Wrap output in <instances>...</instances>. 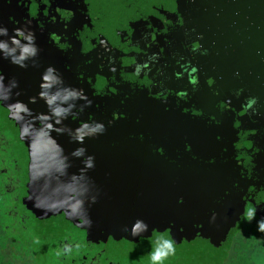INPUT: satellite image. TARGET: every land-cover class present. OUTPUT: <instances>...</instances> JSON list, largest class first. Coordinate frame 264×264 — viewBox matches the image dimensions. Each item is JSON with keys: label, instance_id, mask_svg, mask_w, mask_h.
Instances as JSON below:
<instances>
[{"label": "flooded vegetation", "instance_id": "1", "mask_svg": "<svg viewBox=\"0 0 264 264\" xmlns=\"http://www.w3.org/2000/svg\"><path fill=\"white\" fill-rule=\"evenodd\" d=\"M193 8L194 0H0V69L13 61L31 93L11 121L53 135L61 169L42 182L59 181L58 195L230 240L264 218V96L230 73Z\"/></svg>", "mask_w": 264, "mask_h": 264}, {"label": "rangeland", "instance_id": "2", "mask_svg": "<svg viewBox=\"0 0 264 264\" xmlns=\"http://www.w3.org/2000/svg\"><path fill=\"white\" fill-rule=\"evenodd\" d=\"M12 62L0 69V264H264L258 222L221 240L174 218L151 220L97 197L75 206L58 195L59 181L42 182L61 169L51 131L42 139L11 121L31 101ZM82 191L90 193L88 185Z\"/></svg>", "mask_w": 264, "mask_h": 264}, {"label": "water", "instance_id": "3", "mask_svg": "<svg viewBox=\"0 0 264 264\" xmlns=\"http://www.w3.org/2000/svg\"><path fill=\"white\" fill-rule=\"evenodd\" d=\"M193 11L230 73L264 96V0H194Z\"/></svg>", "mask_w": 264, "mask_h": 264}, {"label": "clouds", "instance_id": "4", "mask_svg": "<svg viewBox=\"0 0 264 264\" xmlns=\"http://www.w3.org/2000/svg\"><path fill=\"white\" fill-rule=\"evenodd\" d=\"M0 31H5V29H0ZM0 47H3V45H0ZM37 49L36 48H25L24 51L25 52H35ZM203 53H207L208 52V49L207 48H203ZM49 70H51V68H49ZM195 70V69H193ZM193 80H195V77H193ZM252 97V100L249 101V103H256L257 101V97L256 96H251ZM90 103V101H89ZM256 109H254L255 111ZM109 123H111V121H109ZM97 127L101 130V131H104L105 130V125L101 122L97 125ZM251 218V214H250V217ZM258 229L261 230V231H264V219H261L260 221H258ZM168 243L171 245V241H168ZM174 250V249H173ZM153 259L154 260H158V259H161V257H158L156 256L155 254L153 255Z\"/></svg>", "mask_w": 264, "mask_h": 264}, {"label": "trees", "instance_id": "5", "mask_svg": "<svg viewBox=\"0 0 264 264\" xmlns=\"http://www.w3.org/2000/svg\"><path fill=\"white\" fill-rule=\"evenodd\" d=\"M52 196H53V195H52ZM66 198H67V199H66L67 202H70V203L73 204V205H75V204H77V203L79 202V200H76V199L73 201L71 197H67V196H66ZM79 203H80V202H79ZM75 206H77V205H75ZM75 206H74V207H75Z\"/></svg>", "mask_w": 264, "mask_h": 264}]
</instances>
